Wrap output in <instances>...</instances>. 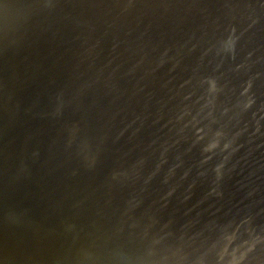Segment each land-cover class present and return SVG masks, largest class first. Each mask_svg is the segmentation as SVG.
Masks as SVG:
<instances>
[{
	"label": "bare ground",
	"instance_id": "6f19581e",
	"mask_svg": "<svg viewBox=\"0 0 264 264\" xmlns=\"http://www.w3.org/2000/svg\"><path fill=\"white\" fill-rule=\"evenodd\" d=\"M1 105L0 264H264V0H0Z\"/></svg>",
	"mask_w": 264,
	"mask_h": 264
},
{
	"label": "water",
	"instance_id": "95a60500",
	"mask_svg": "<svg viewBox=\"0 0 264 264\" xmlns=\"http://www.w3.org/2000/svg\"><path fill=\"white\" fill-rule=\"evenodd\" d=\"M19 88H21V87H19ZM18 88V89H19ZM18 89H17V91H18ZM17 91H15V93L14 94H18V93H16ZM15 96V95H14ZM16 97V96H15ZM3 108V106L1 105L0 106V109H2ZM183 161L181 162V163H179V164H177L176 165V168H181L182 167V165H183ZM197 166L196 165H194V168H195V171L194 172H198L199 171V168H196ZM5 173H6V175L8 174H10V173H13V171H12V169H10V170H5L4 171ZM191 175H192V173H191ZM138 181V184L134 187V185H135V183H136V181L132 184L133 185V188H135V192H134V194H136V192L138 191V186H139V182H140V179L139 180H137ZM189 181V179H187V182ZM121 184V183H120ZM123 185H122V187H126V184H125V182L124 183H122ZM46 190H47V188H46ZM124 214V213H123ZM11 229H12V226H11ZM86 237L84 236V237H81V241H84V243L87 245V242H86ZM100 239H96L95 240V242H97L98 243V241H99ZM76 242V241H75ZM75 242H72V244H70V245H74V246H76V243ZM77 242H80V241H77ZM94 242H92V243H89L88 244V246H92V247H94Z\"/></svg>",
	"mask_w": 264,
	"mask_h": 264
}]
</instances>
